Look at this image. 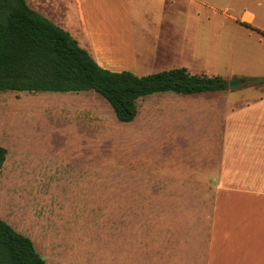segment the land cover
Listing matches in <instances>:
<instances>
[{
	"label": "rangeland",
	"instance_id": "rangeland-1",
	"mask_svg": "<svg viewBox=\"0 0 264 264\" xmlns=\"http://www.w3.org/2000/svg\"><path fill=\"white\" fill-rule=\"evenodd\" d=\"M26 2L75 18L72 0ZM245 10L255 23L239 21ZM179 13L174 27L143 20L139 64L219 76L228 89L148 96L130 123L94 91L0 93V218L47 264H205L215 189L180 176L220 148L228 105L264 100V0H180Z\"/></svg>",
	"mask_w": 264,
	"mask_h": 264
},
{
	"label": "crops",
	"instance_id": "crops-1",
	"mask_svg": "<svg viewBox=\"0 0 264 264\" xmlns=\"http://www.w3.org/2000/svg\"><path fill=\"white\" fill-rule=\"evenodd\" d=\"M72 1L75 18L71 22L61 17L55 22L36 11L80 39L85 48L81 47L102 68L138 76L175 69L165 64L167 68L155 71L150 62L139 64L138 54L145 52L138 51V45L145 42L139 29L145 19L155 28L174 27L176 16L180 19V0ZM239 21L253 24L256 14L245 10ZM159 39L155 37L152 43L159 44ZM155 50L150 46L143 61L153 59ZM139 67L154 71L139 73ZM221 119L220 148L201 153L202 159L180 176L215 189L205 264H264V100L242 102L233 108L228 105Z\"/></svg>",
	"mask_w": 264,
	"mask_h": 264
},
{
	"label": "trees",
	"instance_id": "trees-1",
	"mask_svg": "<svg viewBox=\"0 0 264 264\" xmlns=\"http://www.w3.org/2000/svg\"><path fill=\"white\" fill-rule=\"evenodd\" d=\"M226 89L225 79L192 74L187 68L146 76L102 68L68 31L31 9L26 0H0V93L94 91L108 101L119 121L130 123L137 116V102L148 96ZM7 154L0 147V175ZM0 264L47 263L30 238L0 218Z\"/></svg>",
	"mask_w": 264,
	"mask_h": 264
},
{
	"label": "water",
	"instance_id": "water-1",
	"mask_svg": "<svg viewBox=\"0 0 264 264\" xmlns=\"http://www.w3.org/2000/svg\"><path fill=\"white\" fill-rule=\"evenodd\" d=\"M244 83H245L244 81L234 80V81L230 82L229 87H230V89H233L234 87L240 86V85H242Z\"/></svg>",
	"mask_w": 264,
	"mask_h": 264
}]
</instances>
